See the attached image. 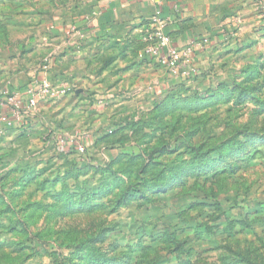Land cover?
<instances>
[{
    "label": "rangeland",
    "instance_id": "1",
    "mask_svg": "<svg viewBox=\"0 0 264 264\" xmlns=\"http://www.w3.org/2000/svg\"><path fill=\"white\" fill-rule=\"evenodd\" d=\"M87 1L0 0V91L72 59ZM258 13L156 97L119 81L97 97L117 77L80 65L66 69L102 75L53 81L65 92L0 127V264H264ZM71 137L84 153L63 148Z\"/></svg>",
    "mask_w": 264,
    "mask_h": 264
},
{
    "label": "crops",
    "instance_id": "2",
    "mask_svg": "<svg viewBox=\"0 0 264 264\" xmlns=\"http://www.w3.org/2000/svg\"><path fill=\"white\" fill-rule=\"evenodd\" d=\"M161 4L163 17L172 20L166 32L175 43L183 46L197 36L209 37L214 43L228 35H235L236 30L247 26L257 12L261 14L264 0H162ZM83 8L72 23L79 26L86 37H75L72 59L61 57L50 73L39 71L38 76L32 77L30 73L24 81L6 89L23 92L35 80L45 78L52 81L67 78L71 83H82L78 80L102 74L101 84H111L109 79L113 76L117 77V81L113 87L98 93L100 98L106 95L116 98L119 88L114 84L118 81L120 86L127 87L123 91L125 97L135 93L151 99L161 92L159 89H167L169 75L166 69L149 63L141 41L142 33L159 9L157 3L151 0H88ZM63 34L58 32L60 46ZM77 54L82 57H76ZM199 62L200 59L196 58L195 67ZM80 65L91 68V71L101 68L103 72L92 76L89 75L91 71L80 74L72 70ZM66 68L72 69L68 71ZM113 70L115 73H112Z\"/></svg>",
    "mask_w": 264,
    "mask_h": 264
},
{
    "label": "built area",
    "instance_id": "3",
    "mask_svg": "<svg viewBox=\"0 0 264 264\" xmlns=\"http://www.w3.org/2000/svg\"><path fill=\"white\" fill-rule=\"evenodd\" d=\"M158 4L156 15L146 26L141 36L145 45V55L155 64L177 76L189 78L195 72V62L198 54L211 44L209 37H194L187 44L181 46L175 43L166 32V27L172 22L170 18L163 17L162 0H151ZM261 19L264 20V6L261 9ZM88 19V18H86ZM80 31L71 30L68 38ZM48 63L45 70H50ZM65 89L60 88L48 78L35 80L23 92L3 89L0 91V127H14L21 125L24 114L30 108L45 98L60 96ZM64 149L76 148L80 153L85 152V147L79 141V137L68 138L62 143Z\"/></svg>",
    "mask_w": 264,
    "mask_h": 264
},
{
    "label": "trees",
    "instance_id": "4",
    "mask_svg": "<svg viewBox=\"0 0 264 264\" xmlns=\"http://www.w3.org/2000/svg\"><path fill=\"white\" fill-rule=\"evenodd\" d=\"M147 60L149 61V63H152V64H154V65L160 67L159 65L155 64L152 60H150L148 57H147ZM71 149H72V148H71ZM72 150H73V149H72ZM71 152H72V151H71ZM160 185H162V187H165V190H167V185H166L165 183H161ZM143 198L148 199V200L150 199L149 195H143ZM250 264H254V263L250 262Z\"/></svg>",
    "mask_w": 264,
    "mask_h": 264
}]
</instances>
